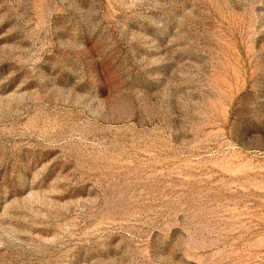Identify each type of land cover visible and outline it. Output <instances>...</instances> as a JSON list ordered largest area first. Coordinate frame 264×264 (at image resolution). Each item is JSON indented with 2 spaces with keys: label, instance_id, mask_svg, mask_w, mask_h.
Wrapping results in <instances>:
<instances>
[{
  "label": "rangeland",
  "instance_id": "374dc122",
  "mask_svg": "<svg viewBox=\"0 0 264 264\" xmlns=\"http://www.w3.org/2000/svg\"><path fill=\"white\" fill-rule=\"evenodd\" d=\"M0 264H264V0H0Z\"/></svg>",
  "mask_w": 264,
  "mask_h": 264
}]
</instances>
